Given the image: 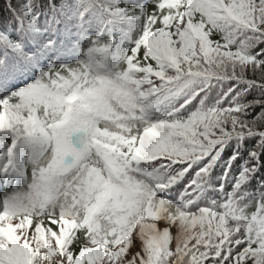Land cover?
Segmentation results:
<instances>
[{"label": "snow or ice", "instance_id": "obj_1", "mask_svg": "<svg viewBox=\"0 0 264 264\" xmlns=\"http://www.w3.org/2000/svg\"><path fill=\"white\" fill-rule=\"evenodd\" d=\"M0 264H264V0H7Z\"/></svg>", "mask_w": 264, "mask_h": 264}, {"label": "trees", "instance_id": "obj_2", "mask_svg": "<svg viewBox=\"0 0 264 264\" xmlns=\"http://www.w3.org/2000/svg\"><path fill=\"white\" fill-rule=\"evenodd\" d=\"M6 2L7 0H0V23H2L8 16V13L6 11ZM5 187L2 183H0V195L3 194L4 191H6Z\"/></svg>", "mask_w": 264, "mask_h": 264}]
</instances>
